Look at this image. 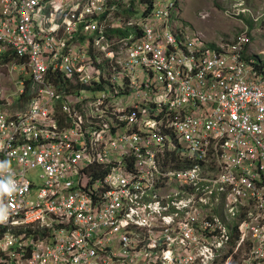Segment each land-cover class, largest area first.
<instances>
[{
    "label": "built area",
    "instance_id": "1",
    "mask_svg": "<svg viewBox=\"0 0 264 264\" xmlns=\"http://www.w3.org/2000/svg\"><path fill=\"white\" fill-rule=\"evenodd\" d=\"M139 6L0 0V55L29 60L0 79L26 73L35 99L0 87V264H264L248 30L213 49L178 33L177 0Z\"/></svg>",
    "mask_w": 264,
    "mask_h": 264
},
{
    "label": "rangeland",
    "instance_id": "2",
    "mask_svg": "<svg viewBox=\"0 0 264 264\" xmlns=\"http://www.w3.org/2000/svg\"><path fill=\"white\" fill-rule=\"evenodd\" d=\"M153 1L136 0L140 3L141 9L138 19H141V14L145 10L142 4H150ZM238 3H243L246 8L254 11V15H261L260 20L255 23L247 15L232 17L234 11L230 10ZM177 8L175 17L179 20L174 17L173 20L179 28L178 33H186L191 39L200 38L202 43L213 49L234 42L239 35L248 30L250 43L243 51V58L252 60L257 65L260 64L261 70H264V10H262L264 5L262 3L257 0H177ZM246 70L250 73L257 71L252 63L246 67ZM15 75L18 77L17 74ZM12 76L6 71V76L0 81V87L10 89L16 95L22 86L10 84L9 80ZM261 77L264 78L263 75Z\"/></svg>",
    "mask_w": 264,
    "mask_h": 264
},
{
    "label": "bare ground",
    "instance_id": "3",
    "mask_svg": "<svg viewBox=\"0 0 264 264\" xmlns=\"http://www.w3.org/2000/svg\"><path fill=\"white\" fill-rule=\"evenodd\" d=\"M4 57H6L7 59H8V63H6V66L7 67H10V66H12V64H13V62L15 61V60H19V61H17L16 62V64H20V65H26V64H29V60L28 59H22V57H20L19 56V54L17 53V52H9L8 54H6L5 56H3V55H0V59L2 60ZM21 60V61H20ZM6 71H8L10 74H12L13 76L10 78V80H9V83L10 84H12V83H15V84H17L18 86H22V89H18V93L16 94V95H14V98H15V100H11L10 102L11 103H21L20 101V99H22V96L26 93L25 91L27 90V88H28V85L27 84H22V82L24 81L23 80V78L24 77H26L27 75H26V73H24V75L23 76H21V77H16V75L15 74H18V72H11L10 70H8V68H6V67H4V68H2V71H1V73H2V77H1V79L2 78H4L5 76H6ZM32 72V71H31ZM1 79H0V81H1ZM63 80H64V77L63 78H61L60 79V81L58 82L57 81V79L56 80H53V83L52 84H50L49 86H53V87H58V88H60L61 86H62V82H63ZM55 102H67V99H63V98H60V99H56L55 100ZM35 103V99H34V97H33V99H32V101H30L29 103H27V104H34ZM18 114H20L19 112H18ZM57 115H58V117H59V119H60V121L62 120V121H67V120H70V119H72L73 118V116L72 117H70V115L66 112V111H64V110H57ZM72 128L71 127H68V128H66V130H68V131H70ZM3 166V165H2ZM29 179H33V174H30L29 175Z\"/></svg>",
    "mask_w": 264,
    "mask_h": 264
},
{
    "label": "trees",
    "instance_id": "4",
    "mask_svg": "<svg viewBox=\"0 0 264 264\" xmlns=\"http://www.w3.org/2000/svg\"><path fill=\"white\" fill-rule=\"evenodd\" d=\"M247 60V59H246ZM248 62H250V63H252L253 64V66L256 68V70L258 71V74L260 75V76H264V70H261V65L259 64V65H257V63L255 64V63H253L252 62V60L250 61V60H247ZM262 71V72H261ZM263 73V74H262ZM57 81L59 82L60 81V79H57ZM28 84L30 85V84H33L32 83V81L31 80H29V82H28ZM30 87L28 86V88L27 89H29ZM33 93H30L29 92V90H27V92L22 96V99H21V103H29L30 101H32V99H33Z\"/></svg>",
    "mask_w": 264,
    "mask_h": 264
}]
</instances>
